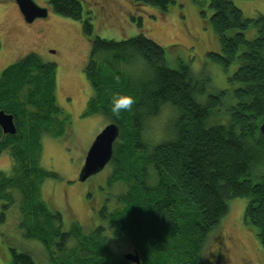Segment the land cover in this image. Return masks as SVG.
<instances>
[{
	"label": "trees",
	"instance_id": "16d2710c",
	"mask_svg": "<svg viewBox=\"0 0 264 264\" xmlns=\"http://www.w3.org/2000/svg\"><path fill=\"white\" fill-rule=\"evenodd\" d=\"M47 1L57 15L80 22L91 43L85 74L93 96L83 117L103 116L119 127L106 189L120 186L121 191L113 189L99 199L97 226L90 231L74 222L65 232L62 214L43 200L44 181L59 179L40 166L43 137L65 143L71 122L58 105L57 66L30 53L0 74V111L14 117L17 129L9 135L0 128V157L6 153L11 160V172L0 171V202L4 211L18 207L23 236L40 242L52 264H135L114 253L112 243L127 245L141 264H202L209 237L228 215L230 201L246 199L244 222L264 251V15L248 19L232 0H209L213 14L208 22L220 52L207 56L225 71L234 63L239 67L229 78L232 90L208 95L209 79L195 77L187 65L170 68L166 48L144 34L103 39L83 0ZM132 2L161 12L175 4ZM132 21L142 28L141 18ZM251 27L257 37L250 41L244 33ZM136 52L150 65V77L132 78L121 71ZM113 93L134 97L132 109L114 114ZM164 102L174 110L172 128L145 152V116ZM94 184L90 189L104 186ZM10 251L12 264H36L31 253Z\"/></svg>",
	"mask_w": 264,
	"mask_h": 264
},
{
	"label": "rangeland",
	"instance_id": "374dc122",
	"mask_svg": "<svg viewBox=\"0 0 264 264\" xmlns=\"http://www.w3.org/2000/svg\"><path fill=\"white\" fill-rule=\"evenodd\" d=\"M34 1L40 7L49 9V18L38 19L29 25L13 0H0V74L30 53L37 54L44 63L57 66V101L69 117L71 131L65 143L53 137H43L40 166L58 174L59 179L44 181L41 193L43 200L62 214L65 232L70 231L74 222L90 231L97 226L94 223V208H98L99 199L104 194L112 195L113 189L121 191L120 186L106 189L108 166L88 181H78L90 146L109 124L103 116L83 117L93 96L92 86L85 74L91 43L84 35L80 22L57 15L47 0ZM83 1L86 9L92 11L95 33L99 37L123 41L144 34L166 48L170 68L187 65L195 77L209 79L208 95L232 90L229 78L238 70L239 63L232 64L225 71L207 56L208 53L220 52V41L208 22L213 14L209 0H174L175 4L167 12L136 5L132 0ZM232 1L245 18L255 19L264 15V0ZM132 17L142 19V28L132 21ZM244 34L251 41L257 37V30L251 27ZM170 46L172 49H169ZM171 111L174 118L172 108ZM171 128L172 122L169 130ZM0 171L11 172V160L6 153L0 157ZM92 184L104 191H100V187L97 192L93 191L90 189ZM110 205L113 204L110 202ZM246 205V199L230 201L228 215L209 237L202 264H208L210 258L216 259V264H264V251L244 222ZM18 211V207L4 211L0 202V264H12L10 249L31 253L36 264H52L40 242L23 236L18 228ZM74 242L72 239L69 246H73ZM111 246L117 255L133 252L127 245L112 243Z\"/></svg>",
	"mask_w": 264,
	"mask_h": 264
},
{
	"label": "water",
	"instance_id": "95a60500",
	"mask_svg": "<svg viewBox=\"0 0 264 264\" xmlns=\"http://www.w3.org/2000/svg\"><path fill=\"white\" fill-rule=\"evenodd\" d=\"M24 21L31 25L38 19L46 20L49 18V9L40 7L34 0H14ZM0 128L4 134L15 135L17 132L14 117L0 111ZM261 133L264 138V123ZM120 129L116 124L107 125L104 130L95 138L90 146L84 165L80 171L78 181L86 182L93 176L103 172L112 160L114 153V144L119 138ZM124 259L135 264H141L138 253L126 254Z\"/></svg>",
	"mask_w": 264,
	"mask_h": 264
},
{
	"label": "clouds",
	"instance_id": "9594fccd",
	"mask_svg": "<svg viewBox=\"0 0 264 264\" xmlns=\"http://www.w3.org/2000/svg\"><path fill=\"white\" fill-rule=\"evenodd\" d=\"M121 71L137 79L148 78L152 75V69L143 54L133 53L128 60L121 65ZM134 97L113 93L111 96L112 112L119 115L122 112L130 111L134 104ZM173 116L171 108L164 102L155 113L145 116L142 130L141 143L143 151L151 152L155 147L167 138L169 126Z\"/></svg>",
	"mask_w": 264,
	"mask_h": 264
},
{
	"label": "flooded vegetation",
	"instance_id": "af4514ba",
	"mask_svg": "<svg viewBox=\"0 0 264 264\" xmlns=\"http://www.w3.org/2000/svg\"><path fill=\"white\" fill-rule=\"evenodd\" d=\"M87 181H88V180H87ZM93 191L97 192V190H96V189H94Z\"/></svg>",
	"mask_w": 264,
	"mask_h": 264
}]
</instances>
